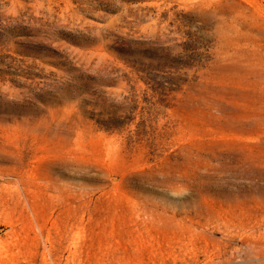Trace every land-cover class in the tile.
Masks as SVG:
<instances>
[{
	"label": "rangeland",
	"instance_id": "374dc122",
	"mask_svg": "<svg viewBox=\"0 0 264 264\" xmlns=\"http://www.w3.org/2000/svg\"><path fill=\"white\" fill-rule=\"evenodd\" d=\"M0 264H264V0H0Z\"/></svg>",
	"mask_w": 264,
	"mask_h": 264
},
{
	"label": "trees",
	"instance_id": "16d2710c",
	"mask_svg": "<svg viewBox=\"0 0 264 264\" xmlns=\"http://www.w3.org/2000/svg\"><path fill=\"white\" fill-rule=\"evenodd\" d=\"M203 53L200 52L199 42L197 38H194V35L189 34V42L187 43V47L184 50V62H181L179 65L185 66V67H193L195 65H199L201 62V58L203 57ZM160 62L165 61L168 59V57H160L158 58ZM180 77L173 76L170 77L168 82L166 84L159 83L162 86V88H165L169 85H172V90H177L178 87L181 85ZM184 81V80H183Z\"/></svg>",
	"mask_w": 264,
	"mask_h": 264
}]
</instances>
